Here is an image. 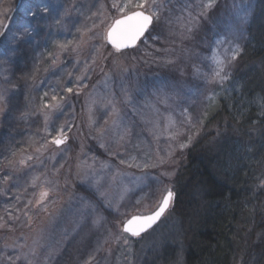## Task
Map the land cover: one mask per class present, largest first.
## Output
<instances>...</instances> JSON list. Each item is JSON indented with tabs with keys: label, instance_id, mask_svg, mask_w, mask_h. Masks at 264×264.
Listing matches in <instances>:
<instances>
[{
	"label": "rangeland",
	"instance_id": "1",
	"mask_svg": "<svg viewBox=\"0 0 264 264\" xmlns=\"http://www.w3.org/2000/svg\"><path fill=\"white\" fill-rule=\"evenodd\" d=\"M113 2L75 0V10L70 13L68 0H7L0 6V11L3 7L11 9L3 19L7 29L0 28L4 32L0 36V93L6 101L0 104V159L12 152L18 153L16 160L21 155H35L44 131L39 115L41 97L45 92L72 86L69 74L73 78L80 75L91 54L96 56V63L87 69V88L79 96L68 97L70 107L56 121L57 126L66 122L74 125L69 144L64 146L68 150L61 156L60 150L50 148L28 167L20 169L17 165L11 173L13 180L0 184V215L10 209L9 214L20 216L10 222L12 231L0 230V264H84L94 252L100 264H187L188 238L202 206V194H193L200 198L196 210L184 209L174 196L152 229L139 237H127V245L112 241L131 216L154 210L166 189L174 192L176 175L186 162L189 147L183 152L177 150L164 168L141 170L126 167V163L144 164L158 147L166 148L169 142L164 137L170 132L165 131V125L169 118L180 125L185 112L193 121H204L190 146L223 139L228 116L237 120L252 109L256 116L264 112L261 98L244 97L242 84L233 75L249 38L251 15L259 12L257 21L264 24V0H215L203 15L202 5L209 0H157L159 21H154L135 48L121 53L100 38L102 30L121 16ZM97 12L103 16V24L95 36L89 33L90 43L76 53H61L56 46L75 45L80 39L77 29L84 31L85 26H91L90 17ZM188 27L191 32L186 31ZM21 35L23 39H16ZM233 49H239L240 54L228 67L230 78L223 85L206 82L214 58L227 61ZM54 53L59 54L55 71L47 59ZM109 97L115 102L120 127L128 133L118 148L111 143L113 137L101 140L88 129L90 106L93 119L103 123V113L93 100ZM222 106L228 116L219 121L214 114ZM104 118L111 122V116ZM254 124L252 134H257L259 128ZM48 130L52 131L51 126ZM30 138L35 141L31 147ZM117 151L123 157L116 155ZM241 153L237 155L239 162ZM85 161L92 165L87 176L78 167ZM263 168L256 172L255 197L248 204L247 214L234 223V255L230 260L225 257V264H264V193L257 192L264 190L260 187ZM33 176H47L58 185L51 215L24 207L28 200L35 202L41 190L40 181L37 188H28ZM100 193L105 196L103 200ZM25 211L32 217L31 227L27 226ZM98 248L101 250L96 252ZM17 256L21 259L16 260Z\"/></svg>",
	"mask_w": 264,
	"mask_h": 264
},
{
	"label": "snow or ice",
	"instance_id": "2",
	"mask_svg": "<svg viewBox=\"0 0 264 264\" xmlns=\"http://www.w3.org/2000/svg\"><path fill=\"white\" fill-rule=\"evenodd\" d=\"M7 0H0V6L5 4ZM215 0H209V2L202 5L204 12L201 15L205 14L208 9L213 7ZM70 4L69 13L75 10V0H68ZM157 0H114L112 7L118 11L122 19L115 21L114 25L108 27L107 30H102L103 34L100 37L104 39L107 44H110L113 50L116 53H121L124 49H131L137 46V41H141L144 38L145 33L152 28L154 21H159V13L156 9ZM63 5H61L62 7ZM11 9L3 7V10L0 11V28L7 29L8 25L3 22V19L7 18L8 13ZM90 19L93 21L91 26H85L84 31L77 29V32L80 34V39L73 45L71 42L57 45L61 53L71 52L76 53L78 49H82L85 45L90 43L91 38L89 33L93 36L96 35L98 30H101V24H103V16L100 12L93 13ZM99 21V23H96ZM120 26H124L121 32L122 39L119 43L117 39H114L116 34V29ZM187 32H191L192 28L188 27ZM4 35V32L0 31V36ZM156 39V37H152ZM16 39H23V35L16 37ZM147 42L146 40L144 41ZM240 54L239 49H233V54L227 59V61L219 60L214 58V66L211 70V76L206 78V82L213 83L217 85H223V83L230 78V72L228 67L232 61H235ZM51 62V69L55 71L57 67V60L59 59V54L54 53L53 55L47 57ZM79 63V61H77ZM96 63V56L93 52L89 62L85 66V70L80 75L75 76L74 78L69 74V83L72 86H66L61 91H53L51 94L48 92L44 93V96L41 97L42 104L39 109V115L43 117L44 122V131L42 133V142L40 146L35 148V155H21L19 160H16L18 155L17 152H12L8 157L0 159V164L3 165V169L0 170V184H8L13 180V175L11 173L17 170V165L20 169L26 168L29 166V162L35 160H40L41 157L50 149L54 148L59 151V154L63 156V153L68 149L64 146L69 144L70 133L73 131L74 125L71 123H62L57 126L56 121H59L67 111V108L70 107V102L68 97L79 96L81 95L83 89L87 88L86 80L90 79L87 74V69ZM167 63H173V61H167ZM39 71V69H37ZM199 75V73H198ZM46 101V102H43ZM5 97L0 93V104H5ZM93 104H96L97 110L103 113L101 119L103 123H97L93 119V110L90 106L88 109L89 118H88V129L90 133L94 134L95 138L103 140L105 137H113L111 143L117 148L123 146L126 142L128 133L120 127L118 121L119 113L116 110L114 100L109 97L107 100L101 98L99 102L93 100ZM3 109H0L2 112ZM111 116V122L109 119L104 117ZM184 119L181 121L180 125H177L175 121L169 118L168 123L165 125V131L170 132L164 138L169 142L168 146L164 149L157 148L154 156L151 160H146L144 164H135L132 162H127L126 167H135L141 170L147 168H164L169 163L172 162V157L175 152H183L185 149L190 147L193 140L200 134L201 129L204 127L203 120L193 121L188 114L183 113ZM23 118V117H21ZM49 126H51L52 131H49ZM53 132L55 133L53 135ZM184 138V142H181ZM159 139V138H158ZM35 141L31 138L28 141V146L31 147ZM103 147V145H101ZM27 151V149H25ZM116 155L123 157V153L117 151ZM42 163V161H41ZM64 167V165H60ZM79 168L85 170L84 174L89 175L92 165L88 164L86 161L78 165ZM103 167V166H102ZM161 176L165 175V172L160 173ZM55 176V173H53ZM37 181H40V192L35 199V202L32 200L26 201L24 207L30 208L32 210H38L39 213H44L46 216L51 215L54 212V205L57 203L55 199L59 193L56 191L58 185L53 180H49L47 176L43 179L41 176H33L28 188L35 189L37 188ZM260 187L264 188V183L260 184ZM27 190V189H25ZM99 191V189L97 190ZM0 195H3L0 192ZM18 198V197H17ZM51 198V199H50ZM105 196L103 193H100V199L103 200ZM174 199V194L170 189L165 190V194L160 200L159 204L156 206L155 210L152 211L149 215L133 216L131 219H128L119 230V235L115 236L112 243L114 245H119L123 243L124 245L128 244L127 237H139L143 232L148 231L159 219L165 214L168 208L171 206V202ZM11 210H6L4 215H0V230L12 231L10 222H15L20 219L19 214L13 216L9 214ZM24 216L28 221V227H31L32 217L28 216V212H24ZM123 237V239H122ZM107 243V241H105ZM24 247V245H20ZM102 247V246H101ZM101 249H96V252ZM35 254V250H33ZM21 257L17 256L16 260H20ZM100 264V261L96 259V253L91 254L87 260L84 261V264ZM11 264H15V261H12Z\"/></svg>",
	"mask_w": 264,
	"mask_h": 264
},
{
	"label": "trees",
	"instance_id": "3",
	"mask_svg": "<svg viewBox=\"0 0 264 264\" xmlns=\"http://www.w3.org/2000/svg\"><path fill=\"white\" fill-rule=\"evenodd\" d=\"M253 15L247 30L249 38L233 75L242 84L240 92L244 97L258 96L264 104V24L257 21L259 12ZM214 115V119L223 120L226 108L222 106ZM227 124L223 139L214 144L200 141L190 146L186 162L176 175L178 184L172 192L184 209L196 208L200 198L194 193L203 195L202 206L190 229L187 264H225L228 262L225 257L231 259L235 250L234 223L247 214L248 204L255 197L252 193L257 185L256 172L264 166V112L256 116L252 109L237 120L228 116ZM253 124L259 133L252 134ZM239 151H243L241 162L237 160ZM257 192L262 195L264 190Z\"/></svg>",
	"mask_w": 264,
	"mask_h": 264
},
{
	"label": "water",
	"instance_id": "4",
	"mask_svg": "<svg viewBox=\"0 0 264 264\" xmlns=\"http://www.w3.org/2000/svg\"><path fill=\"white\" fill-rule=\"evenodd\" d=\"M118 19H122V17L120 16V17H118V18H116L115 20H113V22L110 24V26L111 25H114L115 24V21L116 20H118ZM123 27L124 26H120L119 28H117L116 29V34L114 35V39H117V42L119 43V41H120V39H122V35H121V32H122V29H123ZM108 29V28H107ZM146 34V33H145ZM138 42L139 41H137V44H138ZM109 46H111L110 44H108ZM112 47V46H111ZM132 49V48H131ZM125 50H129V49H124L123 51H125ZM155 210V209H154ZM154 210H152V211H154ZM152 211L151 212H148V213H144V214H136V215H134V216H141V215H149V214H151L152 213ZM133 216H131L129 219H131ZM162 218V217H161ZM161 218L159 219V220H161ZM126 222V221H125ZM124 222V223H125ZM159 221H157L154 225H152V227L151 228H149L148 229V231L150 230V229H152L157 223H158ZM123 223V224H124ZM147 232V231H146ZM146 232H143L142 234H144V233H146ZM141 234V235H142Z\"/></svg>",
	"mask_w": 264,
	"mask_h": 264
},
{
	"label": "bare ground",
	"instance_id": "5",
	"mask_svg": "<svg viewBox=\"0 0 264 264\" xmlns=\"http://www.w3.org/2000/svg\"><path fill=\"white\" fill-rule=\"evenodd\" d=\"M117 18H118V17H117ZM115 19H116V18H115ZM115 19H114V20H115ZM112 22H113V21H112ZM112 22H111V23H112Z\"/></svg>",
	"mask_w": 264,
	"mask_h": 264
}]
</instances>
